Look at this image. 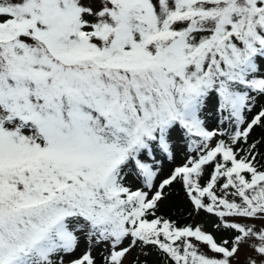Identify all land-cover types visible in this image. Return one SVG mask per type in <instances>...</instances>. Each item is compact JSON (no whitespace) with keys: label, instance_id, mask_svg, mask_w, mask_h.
Wrapping results in <instances>:
<instances>
[{"label":"snow or ice","instance_id":"snow-or-ice-1","mask_svg":"<svg viewBox=\"0 0 264 264\" xmlns=\"http://www.w3.org/2000/svg\"><path fill=\"white\" fill-rule=\"evenodd\" d=\"M153 255L264 264V0H0V264Z\"/></svg>","mask_w":264,"mask_h":264},{"label":"trees","instance_id":"trees-1","mask_svg":"<svg viewBox=\"0 0 264 264\" xmlns=\"http://www.w3.org/2000/svg\"><path fill=\"white\" fill-rule=\"evenodd\" d=\"M259 133L260 130L258 129L255 135L258 136ZM183 156L184 145L180 142L177 146V157H180L183 160ZM189 209L190 205L185 199L184 193L180 190V186L176 185L175 190L172 191L171 195L167 199L165 207L160 211V214L170 217L171 219L178 221L179 224L184 225L193 223V219L188 215ZM150 258H153L155 260L153 264H156L157 257L153 255Z\"/></svg>","mask_w":264,"mask_h":264},{"label":"rangeland","instance_id":"rangeland-1","mask_svg":"<svg viewBox=\"0 0 264 264\" xmlns=\"http://www.w3.org/2000/svg\"><path fill=\"white\" fill-rule=\"evenodd\" d=\"M181 162H182V158L176 156V163L179 164ZM172 166L173 165L170 162H166L164 165L165 172H167ZM166 203H167V200L161 206V210L165 207ZM200 219H201V217H197L196 220H193V223H196ZM141 259H143V257H141ZM241 259L243 260V257H241ZM154 262H155V260L153 258H149V264H153Z\"/></svg>","mask_w":264,"mask_h":264}]
</instances>
